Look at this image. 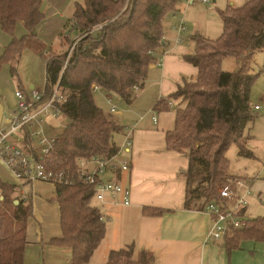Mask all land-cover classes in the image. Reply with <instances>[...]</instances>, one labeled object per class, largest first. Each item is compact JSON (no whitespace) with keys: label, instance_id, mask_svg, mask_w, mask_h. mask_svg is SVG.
Masks as SVG:
<instances>
[{"label":"trees","instance_id":"16d2710c","mask_svg":"<svg viewBox=\"0 0 264 264\" xmlns=\"http://www.w3.org/2000/svg\"><path fill=\"white\" fill-rule=\"evenodd\" d=\"M183 1L81 0L75 4L71 17L72 28L80 39L70 53L45 59V95L51 94L57 84L64 98L60 107L67 124L54 138L53 149L44 162L49 168L68 172L72 182L53 184L61 235L49 244L69 248L68 264H88L106 232L100 208L90 204L94 199L93 186L79 179L78 162L109 158L119 152L114 137L122 127L95 103L94 87L130 104L135 96L133 88L143 86L147 67L162 45L164 17L175 12ZM41 5L42 0H0V27L11 37L0 55V66L9 63L12 76L16 75L27 38L36 35L45 19ZM219 15L221 35L216 39L193 35L194 52L184 56L197 69L196 78L179 85L156 108H166L168 99L179 100L173 105L175 125L166 134V144L188 159L182 174L186 182L185 205L196 192L189 189L193 167L200 165L206 173L203 181L207 182L200 198L226 209L227 200L218 191L232 180L226 151L234 144L241 156L252 157L245 143L248 127L258 112L250 94L259 74L252 72L251 62L255 53L264 50V0H246L239 7L227 5ZM19 22L26 33L16 39L13 35ZM98 26L99 31L82 36ZM226 56L236 59L234 71L221 68ZM181 102H185L184 108L178 106ZM0 195V264H23L28 244L27 220L32 214L30 194L23 198L16 185L0 181ZM242 213L243 209L238 215ZM223 238L227 249L237 247L241 240L264 241V217L245 218L243 226L230 228ZM153 258L146 251L135 257L130 244L110 250L105 264H152Z\"/></svg>","mask_w":264,"mask_h":264},{"label":"crops","instance_id":"0c3cea01","mask_svg":"<svg viewBox=\"0 0 264 264\" xmlns=\"http://www.w3.org/2000/svg\"><path fill=\"white\" fill-rule=\"evenodd\" d=\"M229 2V5L239 7L246 0L243 4L239 3L241 0H229ZM196 3L202 2L185 0L175 11L180 18H183L185 33L190 28H194L191 21H187L185 17L191 5ZM171 14L163 19L162 45L155 51V59L147 67L143 86L137 89L132 102L127 104L120 97L113 95L118 98L115 104L118 117L113 120L122 127L114 137L115 144L119 148L117 157L129 159L131 162L130 171L119 172L116 179L130 188V204L104 207L96 201L92 204L100 208L102 215L105 216L106 232L88 264H105L110 250L130 244L134 246L135 257L140 251L151 253L154 256L152 264H264V241L241 240L237 247L227 249L224 244L225 238L218 241L208 238L213 216L206 212L204 202L201 199H191L189 205H185L186 182L182 174L188 166V159L183 153L168 149L166 144V134L173 130L175 125V107L166 104V108H163V105L156 108V105L160 100L167 99L174 93L179 85L196 78L197 69L184 60V56L194 52L195 43L192 36L195 34L181 37L182 32L179 33L173 28L176 20L172 19ZM44 22L45 19L38 26L35 34L41 31ZM63 24L61 21L58 25L63 26ZM68 33L69 31H66V34ZM9 42L10 37L0 27V55ZM159 59L161 60L157 64ZM21 91L29 93L25 90ZM102 92L107 94L103 90ZM181 105L182 102L178 106ZM258 116L259 112L248 127V139L245 143L252 157L241 156L238 146L234 144L226 151L229 162L228 175L232 179H241L249 184L247 202L242 213L244 218L264 217V117L258 119ZM118 119L122 120V124L118 123ZM123 127H127L132 135V146L128 151L122 148ZM17 144L28 152H32L31 146L38 150L27 133L17 140ZM0 181H3L1 176ZM35 182L7 183L16 185L18 192L24 197L30 194L32 203L31 187ZM52 187L53 192L49 201L56 204L60 230L59 207L55 200L53 184ZM146 209L159 212L149 214L145 212ZM31 213L26 226L28 244L24 252L23 264L30 259L29 257L41 256L45 246L53 247L59 253L70 257L69 248L49 244L51 239L61 235V231L58 236L49 237L46 242H43L41 232L39 242L35 240L36 236L29 235L28 222L33 216V204ZM93 257L102 260L100 261L102 263H97Z\"/></svg>","mask_w":264,"mask_h":264},{"label":"rangeland","instance_id":"374dc122","mask_svg":"<svg viewBox=\"0 0 264 264\" xmlns=\"http://www.w3.org/2000/svg\"><path fill=\"white\" fill-rule=\"evenodd\" d=\"M244 1L241 0L239 3L243 4ZM77 2L81 3V0H42L41 9L45 15V22L40 32L33 37L27 38L26 46L21 51L16 65V75L12 76L10 74L9 63L0 66V103L3 105L6 116L15 109V91L25 90L30 92L32 88L39 92L45 90L46 53H48V56H55L65 53L68 50L71 51L74 45L73 42L79 36L78 31L72 28L71 22V17ZM229 3V0H214V2L211 0L210 5L202 3L191 5V9L187 13V16L185 14V18L187 21H191V25L194 28H190L186 33L182 32L181 37L196 33L209 39L219 37L222 33V22L219 11L224 10ZM61 21L64 23L63 26L58 25ZM66 31H69L67 35ZM25 33L23 24L21 22L17 23L14 30V38L20 39ZM83 35L85 36V33ZM221 68L224 71H234L237 68L236 59L233 56H226L222 60ZM251 69L253 73L259 74L251 88L250 94L251 103L255 105L264 101V50L255 53L251 62ZM106 96L107 94H103L102 90L95 91L93 95L95 102L104 113L116 120L118 110L115 113L109 112ZM111 97L113 103L116 104L118 98L113 95ZM181 106V108H184L185 102ZM258 112V119L264 117V110ZM118 121L119 124H122V120L118 119ZM66 124L67 119L63 114H60L56 118H45L43 127L45 135L55 138L61 133ZM192 175L193 179L189 189L190 191L196 189L192 199L198 200L200 199L199 194L207 187V182L203 181L206 173L202 166L195 165L192 170ZM0 176L4 182L13 181L10 174L6 173V170L1 165ZM31 192L33 195V216L28 222L29 235L31 237L36 236L35 240L39 242V234L41 232L43 242H46L49 237L60 234L56 204L55 202L49 201L51 193L53 192L52 183L37 181L33 183ZM94 202L95 199H92L90 204L92 205ZM44 248V253L41 256L29 257L30 259L25 264H68L67 261L70 258L68 255L59 253L53 247L49 248L45 246ZM93 258L97 263H102L100 262L102 260H98L97 257Z\"/></svg>","mask_w":264,"mask_h":264},{"label":"built area","instance_id":"2783aa9c","mask_svg":"<svg viewBox=\"0 0 264 264\" xmlns=\"http://www.w3.org/2000/svg\"><path fill=\"white\" fill-rule=\"evenodd\" d=\"M198 1L208 5L211 3L210 0ZM171 17L176 20L174 29L179 33L186 31L183 18H180L175 12L171 14ZM100 29L101 26H98L88 33L93 34ZM88 33L86 32L85 35ZM79 39L80 37L73 44L75 45ZM46 56L48 57V53ZM160 60L157 61V64ZM98 90V87H94V91ZM133 91L135 94L137 88L134 87ZM14 96L16 99L15 109L7 116L5 115L0 122V165L17 183L29 184L43 181L52 184H71L68 172L49 168L44 162V158L53 149L55 140L45 135L44 120L45 118H56L62 114L60 104L64 98L59 94L57 84L48 96L45 95V90L39 92L33 88L29 93L17 90ZM106 101L109 112L114 113L117 106L113 103L112 97L107 95ZM167 103L169 106L175 104L172 99H168ZM254 109L256 111L264 110V101L255 104ZM123 131L122 148L128 151L132 146V135L127 127H123ZM25 133L38 147L37 151L34 146H31L32 152H28L16 143L18 139L24 137ZM117 155L118 153L109 158L95 157L78 162L79 179L84 184L93 186L94 199L103 207L130 204L131 190L128 186L118 182L116 175L119 172H129L131 162L126 158H118ZM109 175L112 177L108 178ZM248 193V183L241 179H232L219 189V195L227 200L228 208L220 209L213 203H205L204 197L200 198L205 204L206 212L213 216V222L208 230V238L218 241L227 234L230 228H239L245 224L244 216L238 215V212L246 205ZM22 197L24 198V196ZM1 198L0 195V200ZM100 220H106L105 216L101 215Z\"/></svg>","mask_w":264,"mask_h":264},{"label":"water","instance_id":"95a60500","mask_svg":"<svg viewBox=\"0 0 264 264\" xmlns=\"http://www.w3.org/2000/svg\"><path fill=\"white\" fill-rule=\"evenodd\" d=\"M3 105L0 103V122L2 121V118H3Z\"/></svg>","mask_w":264,"mask_h":264}]
</instances>
